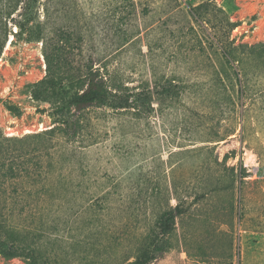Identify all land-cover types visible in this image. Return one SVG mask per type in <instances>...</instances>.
<instances>
[{"label":"rangeland","instance_id":"rangeland-1","mask_svg":"<svg viewBox=\"0 0 264 264\" xmlns=\"http://www.w3.org/2000/svg\"><path fill=\"white\" fill-rule=\"evenodd\" d=\"M198 1L41 0L30 30L8 35L0 55L5 135L49 128L51 108L75 88L49 83L45 53L72 71L92 63L153 93V110L141 117L91 110L68 143L62 174L70 190L43 203L63 246L92 233L110 251L114 224L128 236L135 226H122L137 216L146 233L157 212L180 201L186 212L166 237L168 250L148 264H264V68L253 58L235 77L237 66L208 35L223 32L202 30L191 15ZM215 3L235 23L227 33L234 45L264 42V0ZM94 224L102 234L87 230ZM0 264L29 263L0 254Z\"/></svg>","mask_w":264,"mask_h":264},{"label":"trees","instance_id":"trees-1","mask_svg":"<svg viewBox=\"0 0 264 264\" xmlns=\"http://www.w3.org/2000/svg\"><path fill=\"white\" fill-rule=\"evenodd\" d=\"M40 5L41 0H0V55L9 34L30 30L29 23L34 22ZM189 10L202 30L207 32V26L223 32L224 38H217L216 33L208 35L216 38L228 67L238 68L255 58L260 63L257 67L264 68V42L234 45L233 40H228L227 33L235 23L215 0H199ZM11 26L16 27L14 33ZM44 58L47 70L53 73L49 83L55 85L66 80L75 88L64 102L51 108L55 119L49 128L22 135H5L0 131V254L22 256L29 264H110L111 259L116 261L114 264L150 263L155 259L153 253H163L169 248L166 237L174 229L176 219L186 212L180 201L157 212L146 224L149 229L146 233L142 234V221L137 216L122 226H135L136 231L128 236L115 234L120 226L114 224L113 236L108 235L110 251L102 249L92 233L63 246L62 239L58 240L51 231L43 206L68 194L67 177L62 174L71 151L68 143L82 133L91 110L104 108L141 117L153 110V93L144 86H124L92 63L72 71L59 56L45 53ZM65 67L68 71L64 73ZM240 72V68L234 69L236 78ZM244 176L240 172V178ZM96 220L90 218L88 224ZM94 225L86 226L87 230L102 234L104 226L97 224L94 230ZM101 250H106L109 257L100 258Z\"/></svg>","mask_w":264,"mask_h":264}]
</instances>
